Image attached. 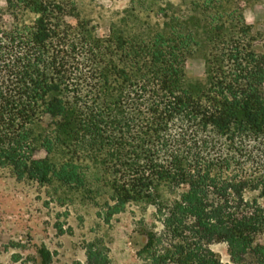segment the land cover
<instances>
[{
    "label": "trees",
    "instance_id": "1",
    "mask_svg": "<svg viewBox=\"0 0 264 264\" xmlns=\"http://www.w3.org/2000/svg\"><path fill=\"white\" fill-rule=\"evenodd\" d=\"M5 1L0 168L92 198L106 188L107 223L131 203L154 206V222L139 221L143 264H264V50L240 7L200 0L194 27L167 12L151 35L100 37L71 0ZM197 49L207 75L190 81ZM59 148L61 164L37 157ZM86 264H110L107 249L90 244Z\"/></svg>",
    "mask_w": 264,
    "mask_h": 264
},
{
    "label": "rangeland",
    "instance_id": "2",
    "mask_svg": "<svg viewBox=\"0 0 264 264\" xmlns=\"http://www.w3.org/2000/svg\"><path fill=\"white\" fill-rule=\"evenodd\" d=\"M81 18L90 21L100 37L109 36L114 26L128 36L151 35L163 28L164 13L171 22L195 26L193 18H202L196 8L200 0H71ZM225 9L240 7L245 22L258 34V49L264 50V0H218ZM0 8L6 1L0 0ZM33 16L27 14V18ZM68 21L76 24L74 17ZM4 22L11 24L9 15ZM201 29V27H200ZM190 81L205 80L207 57L197 49L186 60ZM45 118L36 126L41 132L49 123ZM38 158H50L61 164L67 155L59 148L49 154L44 149ZM104 195L90 196L65 191L59 184L42 186L34 181H19L8 170L0 168V264H40L39 249L46 248L53 255L51 264H86L88 247H105L110 264H143L137 252L146 243L141 219L154 222L155 208L146 202H134L107 223L99 216L105 203ZM104 211V210H103ZM212 249L224 262L230 261L226 243H215Z\"/></svg>",
    "mask_w": 264,
    "mask_h": 264
}]
</instances>
